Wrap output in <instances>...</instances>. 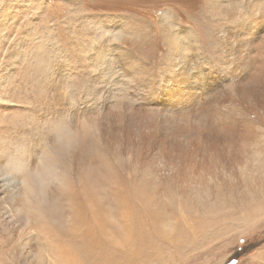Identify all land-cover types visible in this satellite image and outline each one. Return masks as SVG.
I'll use <instances>...</instances> for the list:
<instances>
[{"label": "rangeland", "instance_id": "374dc122", "mask_svg": "<svg viewBox=\"0 0 264 264\" xmlns=\"http://www.w3.org/2000/svg\"><path fill=\"white\" fill-rule=\"evenodd\" d=\"M106 260L264 264V0H0V264Z\"/></svg>", "mask_w": 264, "mask_h": 264}, {"label": "bare ground", "instance_id": "6f19581e", "mask_svg": "<svg viewBox=\"0 0 264 264\" xmlns=\"http://www.w3.org/2000/svg\"><path fill=\"white\" fill-rule=\"evenodd\" d=\"M10 15V13H8V15L6 16V17H8ZM255 81V75H253L252 76V81H251V83H253ZM181 83H183L181 80L177 83V86L179 85V84H181ZM174 91H172V92H170V97L168 98V100H169V102L170 103H172V102H174V97L176 96V94H177V87H175L174 86ZM253 97H256V94H253ZM182 100H183V103H182V105L183 104H185L186 103V101L188 100V94L187 93H185V97L184 98H182ZM169 124H171V122L169 123ZM172 125V124H171ZM173 126V125H172ZM171 126V127H172ZM85 134H84V132H83V134L81 133V134H74L73 133V137L72 136H67L64 140L62 139V142H63V144H61L60 146L61 147H64L65 146V151L66 152H68V155L70 156V154H74V155H76V151H75V149L77 148V147H79L80 146V144H81V142H80V140H82L81 138H79V136H81V137H83ZM83 143V142H82ZM82 146V145H81ZM82 148H83V146H82ZM79 150H82V149H80L79 148ZM78 150V151H79ZM185 157H186V154L184 155ZM176 157H174L173 156V159H175ZM180 162H182V171H178L177 172V177L180 179V180H182V177L185 175V173H186V170H185V165H186V163L182 160V159H179V163ZM178 163V164H179ZM19 167V166H18ZM6 175V174H5ZM3 177H4V174H3ZM2 177V178H3ZM5 179L3 178L2 179V182H6V180L4 181ZM183 181V180H182ZM22 186H23V184H22ZM38 183L36 182V180H32V183H30V184H27L26 185V190L27 191H30V192H32V191H34V190H37L38 188ZM34 193V192H33ZM141 194H143V192H141ZM126 202H125V208H124V210L122 211L123 212V217L124 216H128V215H130V217L132 218V212H133V209H131V207L128 205L127 206V204H128V201L127 200H125ZM89 243H90V241H88V242H86L85 244H84V247L86 248V247H88V249L89 250H87L86 251V257L87 258H90V259H92V258H96V259H98V260H101L100 259V257H98L97 255H96V251H94L93 249L94 248H91L90 247V245H89ZM133 254V253H132ZM105 256V255H104ZM103 256V257H104ZM102 258V257H101ZM103 259V258H102ZM106 259H107V257H106ZM56 261V260H55ZM104 264L105 263H107V260L105 261V262H103ZM109 264H111V263H109Z\"/></svg>", "mask_w": 264, "mask_h": 264}, {"label": "water", "instance_id": "95a60500", "mask_svg": "<svg viewBox=\"0 0 264 264\" xmlns=\"http://www.w3.org/2000/svg\"><path fill=\"white\" fill-rule=\"evenodd\" d=\"M239 255H240V254L235 255V257H232L230 261H231V262L234 261V259H236Z\"/></svg>", "mask_w": 264, "mask_h": 264}]
</instances>
